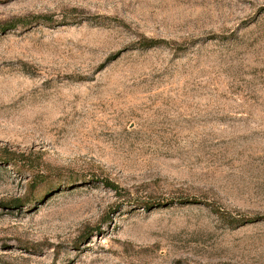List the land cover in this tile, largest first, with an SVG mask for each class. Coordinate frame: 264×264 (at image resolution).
I'll return each instance as SVG.
<instances>
[{"label": "rangeland", "instance_id": "374dc122", "mask_svg": "<svg viewBox=\"0 0 264 264\" xmlns=\"http://www.w3.org/2000/svg\"><path fill=\"white\" fill-rule=\"evenodd\" d=\"M4 150L0 264H264V0H0Z\"/></svg>", "mask_w": 264, "mask_h": 264}, {"label": "trees", "instance_id": "16d2710c", "mask_svg": "<svg viewBox=\"0 0 264 264\" xmlns=\"http://www.w3.org/2000/svg\"><path fill=\"white\" fill-rule=\"evenodd\" d=\"M157 43H158L157 40L145 38L140 44L143 47H151ZM0 162L11 164L17 172H28L32 177L31 182L29 184L28 195L24 199H16V200L11 201L10 203L12 206H15L17 208L24 206V204H27L28 202L34 199L35 191L39 185H42L45 182H48V183L50 182V184L51 183L53 184V182H55L59 176L58 174H54L51 171H43V167H42L43 164H42L41 158L38 156H31L25 153H16V152L4 150L2 153H0ZM72 181H74V179H70L69 183H71ZM102 182L106 187L112 189L118 196L122 194L121 193L122 190L119 188L118 185L114 184L113 182L107 179H102ZM184 200H188L191 202L196 201L195 198H192V199L184 198L178 201L180 202ZM166 201L167 200L159 201V199L152 200L150 198L144 201L132 200L131 202H139L140 204L144 206V208L147 209L153 206L154 204H160V202L162 203ZM213 210H215L216 212H219V209L216 207H214Z\"/></svg>", "mask_w": 264, "mask_h": 264}]
</instances>
